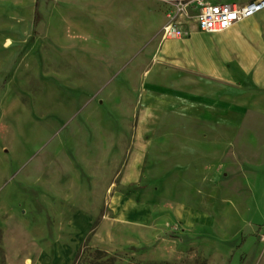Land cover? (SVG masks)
Here are the masks:
<instances>
[{"label": "rangeland", "instance_id": "1", "mask_svg": "<svg viewBox=\"0 0 264 264\" xmlns=\"http://www.w3.org/2000/svg\"><path fill=\"white\" fill-rule=\"evenodd\" d=\"M178 6L0 0V264H33L77 211L98 235L74 264H105L96 250L114 264H251L238 246L261 244L264 180H184L183 142L205 127L171 119L144 180L120 183Z\"/></svg>", "mask_w": 264, "mask_h": 264}, {"label": "crops", "instance_id": "2", "mask_svg": "<svg viewBox=\"0 0 264 264\" xmlns=\"http://www.w3.org/2000/svg\"><path fill=\"white\" fill-rule=\"evenodd\" d=\"M190 11L175 21L187 35L162 36L152 55L149 73L157 80L142 96L133 146L120 175L125 187L144 180L148 159L153 163L163 151V126L173 118L205 127L183 142L184 168L190 173L184 180H264V11L220 33L200 30L197 10L186 19ZM57 230L33 264H74L82 246L98 235H92L94 217L85 211L66 216ZM238 247L252 257L251 264H264L263 243Z\"/></svg>", "mask_w": 264, "mask_h": 264}, {"label": "built area", "instance_id": "3", "mask_svg": "<svg viewBox=\"0 0 264 264\" xmlns=\"http://www.w3.org/2000/svg\"><path fill=\"white\" fill-rule=\"evenodd\" d=\"M174 1V0H172ZM179 3L181 14L188 15L189 10H197V24L200 30L208 33H220L230 29L240 20L249 19L264 11V0H252L245 5L209 3L207 0H175ZM187 33L179 24L170 20L165 28V36L184 38ZM259 240L264 244V229Z\"/></svg>", "mask_w": 264, "mask_h": 264}, {"label": "trees", "instance_id": "4", "mask_svg": "<svg viewBox=\"0 0 264 264\" xmlns=\"http://www.w3.org/2000/svg\"><path fill=\"white\" fill-rule=\"evenodd\" d=\"M39 24V18L38 15L36 14V18L34 21V25L35 27ZM95 255L98 256L101 259H105V264H114L115 263V259L113 257H110L106 252L100 251V250H96ZM78 259V258H77ZM79 261V260H77Z\"/></svg>", "mask_w": 264, "mask_h": 264}, {"label": "bare ground", "instance_id": "5", "mask_svg": "<svg viewBox=\"0 0 264 264\" xmlns=\"http://www.w3.org/2000/svg\"><path fill=\"white\" fill-rule=\"evenodd\" d=\"M28 262H30V261H28Z\"/></svg>", "mask_w": 264, "mask_h": 264}]
</instances>
